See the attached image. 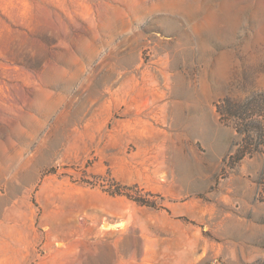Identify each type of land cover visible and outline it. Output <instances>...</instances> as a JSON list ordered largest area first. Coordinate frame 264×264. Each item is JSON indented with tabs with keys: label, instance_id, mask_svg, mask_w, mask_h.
Masks as SVG:
<instances>
[{
	"label": "rangeland",
	"instance_id": "obj_1",
	"mask_svg": "<svg viewBox=\"0 0 264 264\" xmlns=\"http://www.w3.org/2000/svg\"><path fill=\"white\" fill-rule=\"evenodd\" d=\"M261 94L264 0H0V264H264Z\"/></svg>",
	"mask_w": 264,
	"mask_h": 264
},
{
	"label": "trees",
	"instance_id": "obj_2",
	"mask_svg": "<svg viewBox=\"0 0 264 264\" xmlns=\"http://www.w3.org/2000/svg\"><path fill=\"white\" fill-rule=\"evenodd\" d=\"M259 97L263 98L264 94ZM261 107L262 104L259 103L238 102L229 97L217 106L220 119L223 122L234 123L236 131L242 137V144L235 153L239 160L261 152L262 143H257L258 138L259 141H264V113L259 109Z\"/></svg>",
	"mask_w": 264,
	"mask_h": 264
}]
</instances>
